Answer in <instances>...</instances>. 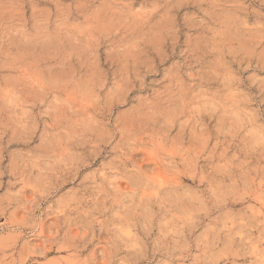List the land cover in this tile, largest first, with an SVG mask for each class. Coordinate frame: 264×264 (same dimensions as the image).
Here are the masks:
<instances>
[{"label":"rangeland","instance_id":"1","mask_svg":"<svg viewBox=\"0 0 264 264\" xmlns=\"http://www.w3.org/2000/svg\"><path fill=\"white\" fill-rule=\"evenodd\" d=\"M0 264H264V0H0Z\"/></svg>","mask_w":264,"mask_h":264}]
</instances>
